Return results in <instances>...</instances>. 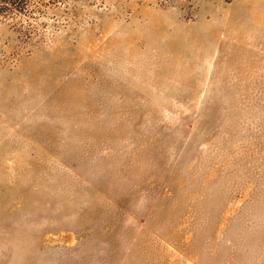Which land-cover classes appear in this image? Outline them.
Here are the masks:
<instances>
[{
	"label": "rangeland",
	"instance_id": "1",
	"mask_svg": "<svg viewBox=\"0 0 264 264\" xmlns=\"http://www.w3.org/2000/svg\"><path fill=\"white\" fill-rule=\"evenodd\" d=\"M0 264H264V0L2 12Z\"/></svg>",
	"mask_w": 264,
	"mask_h": 264
},
{
	"label": "trees",
	"instance_id": "2",
	"mask_svg": "<svg viewBox=\"0 0 264 264\" xmlns=\"http://www.w3.org/2000/svg\"><path fill=\"white\" fill-rule=\"evenodd\" d=\"M12 4L18 6L19 9H24L27 5V0H0V14Z\"/></svg>",
	"mask_w": 264,
	"mask_h": 264
}]
</instances>
